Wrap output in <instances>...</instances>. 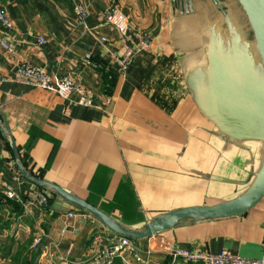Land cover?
I'll list each match as a JSON object with an SVG mask.
<instances>
[{"label":"crops","instance_id":"1","mask_svg":"<svg viewBox=\"0 0 264 264\" xmlns=\"http://www.w3.org/2000/svg\"><path fill=\"white\" fill-rule=\"evenodd\" d=\"M83 1L93 34L77 24L69 0H0L14 24V52L0 45L2 75L29 62L71 75L95 98L113 97L109 106H84L78 92L65 99L24 82L0 81V113L31 166L135 230L170 212L223 204L252 190L264 167V65L247 18L229 4L223 13L213 0H190L189 13L184 0ZM113 4L133 30L154 38L125 72L114 54L132 43L101 16ZM169 57L191 81L174 112L146 90ZM105 74L114 81L111 95L103 91ZM228 89L237 94L223 96ZM14 177L27 201L16 200L23 206L18 212L7 198L0 200V264H20L14 257L32 250L40 251L39 264H91L105 238L116 235L96 218L69 217L78 207L59 195L46 191L51 203L40 207L35 197L43 189L21 177L3 147L0 183ZM34 238H41L36 249ZM134 241L150 264H164L172 244L259 258L264 198L237 215L186 217ZM115 264L141 263L127 252Z\"/></svg>","mask_w":264,"mask_h":264},{"label":"built area","instance_id":"2","mask_svg":"<svg viewBox=\"0 0 264 264\" xmlns=\"http://www.w3.org/2000/svg\"><path fill=\"white\" fill-rule=\"evenodd\" d=\"M73 5V12L77 24L83 28L84 32L93 34L90 30L88 19L90 12L83 0H69ZM105 23L115 28L126 40L132 43L131 46L122 54H114V61L119 65L121 70L125 72L130 66L131 62L144 49L150 47L154 38L140 30H133L126 14L117 4L106 8L102 14ZM0 24L4 28V36L0 40V45L8 52H14V46L10 42V35L14 28V24L7 16L4 8L0 5ZM140 40L135 44V39ZM100 41L107 44L108 37L106 35L100 36ZM40 44L46 42L44 36L38 39ZM88 59L91 57L87 54ZM13 80L30 84L36 88H42L49 91L56 92L62 98H69L74 92H78L79 104L84 106H109L112 104L113 97L106 96L103 100L95 98L90 95L87 89L75 81L71 75L49 73L46 69L35 66L29 62H23L17 66L13 75H2L0 73V81ZM3 148V140L0 138V150ZM19 178V177H18ZM18 178L3 179L0 183V200L3 198L17 200L25 204L23 195L17 188L16 183ZM38 187V186H37ZM50 194L45 190H39L36 194V203L44 208L48 206ZM27 201V200H26ZM68 216L71 218H81L84 220H92L95 217L80 208L69 211ZM96 239L100 240V236ZM41 238H34L32 248H38ZM73 245L67 250V254H71ZM129 252L135 260L141 264H150L149 256H144L140 249L136 246L134 239L122 235H114L106 237L102 242L100 249L94 255L91 264H115L116 259L125 258L126 253ZM149 255V254H148ZM168 256L171 257V264H187L193 262H201L203 264H264V243L263 254L259 258L245 257L240 254H234L228 249H223L219 252L202 251L200 249H189L172 244L168 247Z\"/></svg>","mask_w":264,"mask_h":264},{"label":"water","instance_id":"3","mask_svg":"<svg viewBox=\"0 0 264 264\" xmlns=\"http://www.w3.org/2000/svg\"><path fill=\"white\" fill-rule=\"evenodd\" d=\"M215 4L221 3L217 7L226 13L229 5L233 8H237L238 13H241L250 22L255 38H256V49L262 59L264 65V0H213ZM185 6L187 7L188 13L191 12L190 0H184ZM224 3V5H223ZM226 4V5H225ZM229 4V5H228ZM239 8V9H238ZM231 30V29H230ZM231 35L232 30L229 32ZM185 75V74H184ZM187 90H191V81L187 76H184ZM185 88V89H186ZM223 96L236 95L237 92L234 90H224ZM3 132L7 135L11 141L12 150L14 154V160L18 169L19 174L26 178L29 182L34 185L44 188L52 189L57 195L63 197L67 201L73 203L80 209H83L91 213L96 219L101 221L108 229L114 232L116 235H122L125 237L132 238L134 240L152 237L156 233L163 231L174 224L176 221L190 217V216H224V215H237L245 212L255 206L259 201L264 198V167L259 176V180L255 187L249 192L241 195L239 198L226 202L223 204L207 206V207H189L181 210H176L159 216L155 220L146 224L142 229L135 230L128 228L123 225L113 216L107 214L88 200L82 199L75 194L67 191L60 185L33 175L29 170H27L22 162L21 153L16 143L15 137L12 135L11 131L7 127H3ZM49 192V191H48Z\"/></svg>","mask_w":264,"mask_h":264},{"label":"rangeland","instance_id":"4","mask_svg":"<svg viewBox=\"0 0 264 264\" xmlns=\"http://www.w3.org/2000/svg\"><path fill=\"white\" fill-rule=\"evenodd\" d=\"M254 49L256 50V47ZM178 64L176 57L163 59L160 67L146 86L152 100L159 107L170 112L175 111L181 96L188 94V90L185 89L183 68H180Z\"/></svg>","mask_w":264,"mask_h":264},{"label":"trees","instance_id":"5","mask_svg":"<svg viewBox=\"0 0 264 264\" xmlns=\"http://www.w3.org/2000/svg\"><path fill=\"white\" fill-rule=\"evenodd\" d=\"M113 86H114L113 79L112 78H109V76L107 74H105V85H104V89H103L104 93H106L108 95H111L112 94V88H113ZM3 127H7V125H6L5 121H4L3 116L0 113V138L3 140V147L10 149L11 154H12V159L14 160V154H13V150H12L11 141H10L9 137L4 134ZM20 153H21V151H20ZM21 159H22V162H23L24 167L27 170H29L36 177L44 178L45 179L44 171L41 170V169L35 170L34 169V166H31L27 154L26 155H22L21 154ZM15 166H16V163H15ZM16 169H17V166H16ZM17 171H18V169H17ZM21 177L23 179L27 180L22 175H21ZM41 189H43L45 191H49L50 193H52L54 195H57V193L54 190H52V189H44V188H41ZM6 202H8V203L11 202L12 204H14L16 206V209H17L18 212H22L23 211L22 204L19 203V202H17L16 200L7 199ZM50 203H51V198L49 200V204ZM31 243H32V241H28L26 243V245H24L22 247L26 248L28 245H31ZM39 253H40L39 250H32L31 252H29L28 254H26L24 256H21V253H20V254H18V255H16L14 257V260H15L16 263H20V264H39L38 258H37ZM171 261H172L171 257L170 256H167L166 259H165V261H164V264H171ZM187 264H203V263H201V262H193L192 263L191 262V263H187Z\"/></svg>","mask_w":264,"mask_h":264}]
</instances>
